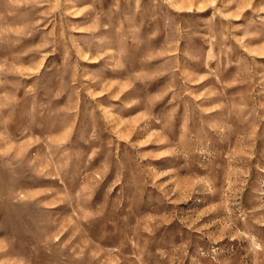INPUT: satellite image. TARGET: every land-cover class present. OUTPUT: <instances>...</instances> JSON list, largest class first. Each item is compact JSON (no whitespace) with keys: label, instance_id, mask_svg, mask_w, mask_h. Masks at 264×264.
I'll use <instances>...</instances> for the list:
<instances>
[{"label":"rangeland","instance_id":"rangeland-1","mask_svg":"<svg viewBox=\"0 0 264 264\" xmlns=\"http://www.w3.org/2000/svg\"><path fill=\"white\" fill-rule=\"evenodd\" d=\"M0 264H264V0H0Z\"/></svg>","mask_w":264,"mask_h":264}]
</instances>
